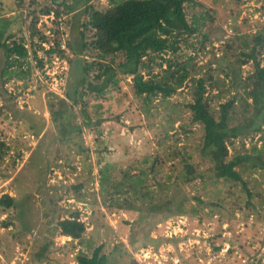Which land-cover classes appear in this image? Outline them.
Returning a JSON list of instances; mask_svg holds the SVG:
<instances>
[{
    "label": "rangeland",
    "instance_id": "1",
    "mask_svg": "<svg viewBox=\"0 0 264 264\" xmlns=\"http://www.w3.org/2000/svg\"><path fill=\"white\" fill-rule=\"evenodd\" d=\"M92 2L99 9L111 4ZM86 3L0 0V25L29 49L20 68L25 73L9 78L2 74L6 63L0 48V197L10 194L17 200L6 212L0 208V264H77L79 252L90 255L101 244L109 264H264V169L246 160L242 176L252 197L244 184L216 178L201 152L202 127L191 121L188 108L196 91L194 79L203 75L206 98L215 111L244 92L255 64L241 52H250L253 35L264 31V0L189 2L188 21L197 30L185 36L177 53L148 57L149 66L142 69L147 79L161 73L166 58L186 61L190 77L183 87L169 99L158 95L145 101L136 95L133 76L120 75L118 87L84 96L89 112L102 118V124L83 126L81 135L71 130L73 138L64 140L63 123L67 129L82 123L81 105L67 93L79 87L85 61L96 56L94 49L81 48L83 34L87 41L94 38L80 15ZM44 7L51 13H42ZM35 17L38 32L32 37ZM68 41L75 42L78 55ZM57 42L72 61L49 52ZM261 49L256 47V55L264 66ZM113 59L117 64L123 55ZM95 74L91 70L88 80ZM61 99L68 113L55 121L51 106L56 109ZM228 145L231 157L255 156V149L264 157V125ZM187 162L197 174L191 182L178 178ZM106 165L114 180L122 181L124 171L146 174L136 185L144 186L139 193L126 187L117 195L120 203H134L135 209L114 204L116 194L101 193L100 171ZM150 202L168 206L152 211ZM66 218L85 224L81 239L62 234L58 223Z\"/></svg>",
    "mask_w": 264,
    "mask_h": 264
},
{
    "label": "trees",
    "instance_id": "2",
    "mask_svg": "<svg viewBox=\"0 0 264 264\" xmlns=\"http://www.w3.org/2000/svg\"><path fill=\"white\" fill-rule=\"evenodd\" d=\"M86 0V6L80 15H84L83 25L91 26L94 30V38L90 41L85 40L84 34L81 38L82 50L94 49L96 56L92 61H85L83 71L85 76L79 81L73 93H67L74 104L81 105L82 123L70 124V129L62 124L64 140L72 139L71 130H79V135L83 132V126L96 128L100 126L103 119L94 116L89 112L85 95L94 92L98 95L104 93L110 86L118 87L120 75L133 76V87L136 95L144 97L145 101H151L152 97L160 95L166 100L172 97L190 77L189 63L179 62L173 58H166V67L161 73L152 74L149 78H144L142 69L148 67L146 63L148 57H156L165 52L177 53L180 50V42L185 36H192L197 30L187 17L186 5L192 0H110V6L99 9L98 6ZM64 7L71 8L70 5L63 3ZM50 7H44L41 12L51 13ZM57 16L61 11L56 9ZM208 14V13H206ZM32 23V37L38 32L36 29L37 17ZM1 22V21H0ZM6 38V39H5ZM253 48L250 52L242 51L241 55L254 59V72L244 82V92L235 95L224 103H221L216 111L212 109L207 101L205 86L207 79L200 76L196 82L195 95L192 102L188 103V108L192 112L191 121L201 125L203 130L202 148L203 157L212 164L214 175L218 179L234 183L244 184L245 191L252 197V192L248 183L243 179L242 173L246 169V160H250L252 167L264 169V157L261 151L255 149V156L240 157L232 156L229 153V145L232 139L246 136L251 132L262 130L264 125V66L257 60L256 47L264 49V31L253 35ZM57 42L56 47L49 49L52 54L60 52L70 61L72 57L67 56L66 52L60 48ZM67 45L73 55H78L74 41H68ZM0 48L5 56L6 66L2 68V74L9 78L19 77L25 73L22 69L25 61L29 57V49L23 39H12V35L7 36V29L0 25ZM261 49V50H262ZM260 50V51H261ZM123 55V60L114 63L113 57L117 54ZM34 56L38 59L37 53ZM108 57H112L107 61ZM39 60V66L43 67V60ZM148 64V65H146ZM163 66L162 63H160ZM96 69L94 80L89 81L90 71ZM207 76V75H206ZM251 99V100H250ZM250 100V101H249ZM65 99L59 100L56 109L51 106V113L55 121L68 113ZM239 114L241 118L239 119ZM67 125V124H66ZM66 137V138H65ZM143 161V160H142ZM148 160L144 159V163ZM152 166H155L153 164ZM186 172L178 175L185 182L193 181L197 174L188 162L184 165ZM110 166L106 165L100 173V191L105 196L115 195L114 204H120L125 209H135L134 203H120L117 197L125 188L133 189L136 194L141 189L139 187L144 182L143 172L139 174L124 171L123 180L113 179ZM130 181L127 185L126 179ZM140 184L139 186H136ZM82 185H79V189ZM141 194V197H144ZM112 199V200H113ZM127 200V199H125ZM17 206V200L10 194L0 197V208L6 212L9 208ZM149 210L160 211L167 204L150 202ZM180 213H185L184 209H179ZM5 222V226L8 227ZM62 234L81 239L86 231L85 224L77 218H66L58 223ZM109 255L104 252V245L96 247L92 254L88 255L79 252L77 264H109Z\"/></svg>",
    "mask_w": 264,
    "mask_h": 264
}]
</instances>
